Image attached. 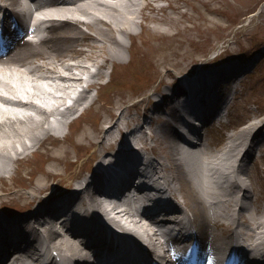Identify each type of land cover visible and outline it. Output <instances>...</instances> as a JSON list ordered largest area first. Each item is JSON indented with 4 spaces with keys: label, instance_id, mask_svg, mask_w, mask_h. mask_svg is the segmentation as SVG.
<instances>
[{
    "label": "bare ground",
    "instance_id": "bare-ground-1",
    "mask_svg": "<svg viewBox=\"0 0 264 264\" xmlns=\"http://www.w3.org/2000/svg\"><path fill=\"white\" fill-rule=\"evenodd\" d=\"M157 1L59 0L47 7L38 5L36 13L55 18L44 20L48 36L27 42L17 56L0 59V102L5 105H0V209L4 204L3 195L7 194L23 199L29 208H35L30 215L16 217L18 222L8 219L5 216L8 213L0 214V251L5 248L17 250L27 259L35 260L37 255L32 248L38 249L36 237L48 233L44 242L53 244L56 251L72 255L77 263L88 264L89 244L83 241L85 237L79 241V236L64 225L57 231L51 230L49 218L69 205L72 226L78 225L94 248L106 256L113 254L114 240L108 228L100 223L102 218L130 231L142 242L148 241L154 251L158 250L157 246L162 244L159 237L164 235L161 225L135 207L145 199L142 194L148 191L143 190L139 193L142 197L132 200L104 198L100 193L109 186L131 183V178L138 175L133 168L129 167L124 175L111 174L107 178L106 170H100L97 165L92 176L99 193H89L88 188L83 187L71 190L73 182L79 181L85 172L81 168L75 172L77 166L91 168L98 160L105 168L110 160L118 158L119 166L122 161L130 163V155L140 157L136 148L130 146L128 135L147 126L150 133L144 132L140 141H149L147 150L151 141L159 142L160 152L168 153L166 160L162 158L156 160L157 163L154 159L148 160L149 166L173 192L181 195L200 234L220 249L223 242L232 245L228 231L240 228V234L251 238L252 245L258 247V255L264 254V206L260 203L264 197L259 193L258 181L248 174L254 148L251 144L247 149L240 148L242 144L257 140V129L259 123L264 124V119L231 134L226 145L214 151L204 139L192 147L182 146L185 137L181 130L167 122L160 130L152 127L153 120L147 118L148 110L145 109L149 96L123 106L128 98L133 100L136 95L128 90L118 93L117 88L135 86L143 74L153 71V66H162L168 55L169 42L158 37L159 34L157 39H148L145 35L164 33L166 29L162 26L178 25L181 19L193 23V15L184 10L189 7L199 14V21L197 26H185L182 32L192 33L189 42H197L194 34L198 37L201 33L204 37L212 31L205 24L208 20L203 11H226L222 6L208 8V0H197L198 4L192 3L193 0H167L166 7L172 14L157 17L167 11ZM231 8L238 11L235 5ZM151 22L160 25L155 27ZM64 29L71 30L72 34L61 32L57 35ZM174 32L180 33L176 29ZM117 69L123 82L116 81ZM190 70L191 67L185 66V73L189 74ZM201 73L184 76L187 78L183 77L170 95L162 92L163 99L160 101L159 98L160 103H156L153 113L160 112L165 104V107L170 105V117L180 118L182 111L190 109L203 122H214L215 112L223 109L216 105L214 89L226 74L213 76V71L199 76ZM11 82L17 86V103L3 97ZM93 90L97 92L92 93ZM181 93L190 98L192 107L183 106L179 111L173 103ZM227 104L226 101L223 103L224 106ZM14 106L18 107L17 111ZM133 110L137 111L136 116H132ZM243 121L240 119L236 126ZM114 128L117 133L112 131ZM242 160L246 161L244 166L239 164ZM56 179L68 192L60 194L58 189H53ZM245 185L251 186L250 206H246L249 202L242 204L243 195H238L242 189L246 190ZM24 190L29 192L25 194ZM248 196L243 197V202ZM36 203L39 206L35 207ZM5 224L11 225L5 227ZM39 246L45 250L50 248L44 243Z\"/></svg>",
    "mask_w": 264,
    "mask_h": 264
},
{
    "label": "rangeland",
    "instance_id": "rangeland-1",
    "mask_svg": "<svg viewBox=\"0 0 264 264\" xmlns=\"http://www.w3.org/2000/svg\"><path fill=\"white\" fill-rule=\"evenodd\" d=\"M192 3L198 4L197 0H193ZM157 4L166 7L169 2L167 0H158ZM263 4L264 0H208V8L214 9L215 7L222 6L226 11L217 10L208 12L207 9L203 11L208 20L205 24L207 27H211L212 31L209 36L207 35L204 37L201 33L198 37L194 34L193 36L197 39L196 41L198 43L194 41H192V43L189 42L192 33L182 32V29L188 25L197 26L199 14L196 15L189 7L184 8V10H189L193 15V23L180 18L182 22H179L178 25L162 26L164 30L166 29L164 33L158 32L156 34L152 33L150 35H145L148 39H157V34H159L158 37L170 43L167 50L168 55H166L162 66H153V71L143 74V78L139 80L135 86L117 88L118 93H125L128 90L134 93L138 98H145L148 97V95L154 94L159 86L163 84H168L169 86L175 78L185 73V66L187 68L191 67V70H197L205 65L211 67L215 64L219 65L223 63V61L233 58H238L243 62L258 58L255 66L250 70L249 74H246L241 82L242 84L237 92V96L231 103L232 107L230 109L229 119L225 120V123L222 125L216 123L214 126H206L204 132L206 133L205 138L208 140L209 148L214 151L219 150L229 141V138H227L228 136L235 133L237 134V132L247 128L251 123L254 122L257 124L259 121H262L261 118H264V8L260 11ZM233 5L238 8V11H234L233 8H231ZM167 13L172 14V11L167 8L166 12L160 13L157 17H166ZM173 16L175 15L173 14ZM158 24L160 25L158 22L155 24L151 22V25L155 27ZM174 29L178 30L180 33L177 34L174 32ZM127 53L128 51L125 52L124 55H127ZM257 54L261 55V57H256L255 55ZM120 75L117 69L115 71L116 81L123 82V78H121ZM94 92L97 91L93 90L92 93ZM138 98L133 100L128 98L127 103L123 106L127 107V105L132 104L135 102L134 100H138ZM145 107L149 109L148 116L152 115L154 107L153 102L149 101L148 105L145 103ZM131 114L132 116H136L137 111L133 110ZM162 114L163 112L159 115L154 114L152 118L158 121L157 118ZM240 119H244V121L236 126ZM162 124L163 121H158L154 126L161 127ZM261 132L264 134V129H262ZM263 137H261V140H263ZM260 143L259 147L263 155L256 161L251 176L255 177L258 181L257 187L259 193H262L264 197V140ZM154 144V142L151 143V145ZM156 144L158 147H156L155 150L158 152L160 158L168 155L167 153L164 154L160 152L159 145L161 144L159 142H156ZM243 146L242 144L240 148L243 149ZM39 160L41 159L39 158ZM80 168L86 171V166L83 165L82 167L77 166L75 172ZM54 186L53 189L62 187L59 183V179H56ZM24 192L27 194L29 191L24 190ZM5 199L10 202H5ZM3 203L0 214L4 212V214L8 213L21 216V213L27 208L23 199L16 198L11 194L3 195ZM260 203L261 206H264L263 199H261Z\"/></svg>",
    "mask_w": 264,
    "mask_h": 264
}]
</instances>
